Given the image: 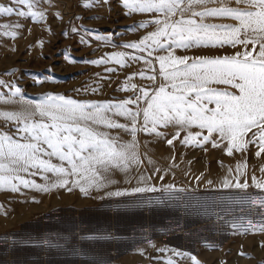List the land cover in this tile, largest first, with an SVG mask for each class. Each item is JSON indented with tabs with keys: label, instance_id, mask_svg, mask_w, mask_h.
I'll list each match as a JSON object with an SVG mask.
<instances>
[{
	"label": "rangeland",
	"instance_id": "374dc122",
	"mask_svg": "<svg viewBox=\"0 0 264 264\" xmlns=\"http://www.w3.org/2000/svg\"><path fill=\"white\" fill-rule=\"evenodd\" d=\"M8 3L0 0V4ZM37 10L45 12L46 22L0 18V24L21 25L15 39L0 34V80L18 84L28 99L39 101L45 94H59L80 102L115 103L132 95L120 90L128 84L152 85L139 77L142 71L152 74L142 60L129 62L127 67L91 63L115 52L146 56L123 46L139 42L153 30L139 27L151 19L148 14L127 15L122 0H40ZM81 36L89 44L81 43ZM242 47H193L177 49L174 55L230 56ZM155 68L158 72V63ZM161 82L158 78L155 83ZM8 91L0 87V92ZM20 108L19 104H0V111ZM120 122L125 121L120 118ZM0 131L14 134L15 129L0 120ZM162 131L171 138L176 129ZM111 135L130 139L118 130H111ZM185 135L181 132L172 146L163 138L138 135L144 159L140 171L152 176L150 183L161 189L139 199L106 195L136 183V179L127 183L119 171L112 174L118 183L101 191L90 190L87 196L79 188L71 192L55 188L47 193L22 189L23 194L0 191V264H167L169 260L191 264L188 257L175 255L176 251L195 255L201 264H264V233L258 231L264 227V191L252 180L253 176L264 179L260 171L264 154L257 158L258 149L249 145L246 151L234 150L229 156L226 141L215 148L211 143L203 148L184 146ZM148 158L154 164L149 165ZM154 167L162 171L153 175ZM238 167L244 173L240 182L247 179L249 188H223L221 181L229 177V170L231 177L238 176ZM32 178L44 183L39 176ZM168 184L175 189L163 191Z\"/></svg>",
	"mask_w": 264,
	"mask_h": 264
},
{
	"label": "snow or ice",
	"instance_id": "6c2138e0",
	"mask_svg": "<svg viewBox=\"0 0 264 264\" xmlns=\"http://www.w3.org/2000/svg\"><path fill=\"white\" fill-rule=\"evenodd\" d=\"M39 2L9 0L7 5L0 4V18H31L44 23L46 14L37 10ZM122 4L127 15L139 13L151 17L139 27L151 26L153 30L139 42L123 46L146 56L115 52L91 63L127 67L129 62L142 60L152 74L142 71L139 77L152 85L128 84L120 90L130 91L132 95L115 103L80 102L59 94H45L39 101H33L18 84L0 80V87L9 89L7 93L0 92V104L21 106L19 111H0V120L15 129L14 134L0 131V191L23 194L22 189L47 193L55 188L69 192L79 188L87 196L90 190L101 191L118 183L112 179L116 171L125 174L130 185L132 179L136 183L129 188L107 191L109 197L139 199L142 194L161 191L150 183L152 176L140 171L144 166L137 138L140 133L163 138L172 146L184 132L181 141L184 146L203 148L211 143L215 148L226 141L229 156L234 150L246 151L249 145L258 149L257 158L264 154V0H122ZM20 27L19 23L0 24L3 29L0 34L15 39ZM80 42L89 44L83 36ZM225 46L243 47L230 56L174 55L177 49ZM66 59L75 63L71 58ZM154 62L159 65L158 72ZM106 71L115 69L106 68ZM158 78L162 82L156 84ZM219 85L226 87H216ZM120 118L125 122L121 123ZM169 128L176 129L171 138L162 131ZM194 128L198 131L193 132ZM111 130L122 131L130 139L113 137ZM147 162L154 164L151 158ZM161 171L154 167L153 175ZM260 171L264 174V166ZM237 172L238 176L231 177L229 170L231 178L225 177L221 186L248 189L247 179L240 182L239 176L244 173L239 167ZM36 176L44 183H37L32 178ZM252 180L257 189L264 191V179L253 176ZM174 189V185L168 184L162 190ZM258 231L264 233V227ZM175 255L188 257L191 264H201L190 253L176 251Z\"/></svg>",
	"mask_w": 264,
	"mask_h": 264
}]
</instances>
